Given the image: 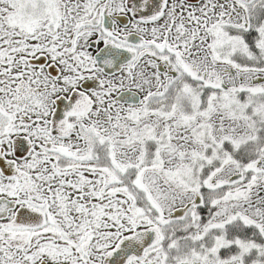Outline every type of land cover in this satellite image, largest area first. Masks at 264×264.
Returning <instances> with one entry per match:
<instances>
[{"label": "snow or ice", "instance_id": "snow-or-ice-1", "mask_svg": "<svg viewBox=\"0 0 264 264\" xmlns=\"http://www.w3.org/2000/svg\"><path fill=\"white\" fill-rule=\"evenodd\" d=\"M0 264H264V0H0Z\"/></svg>", "mask_w": 264, "mask_h": 264}]
</instances>
